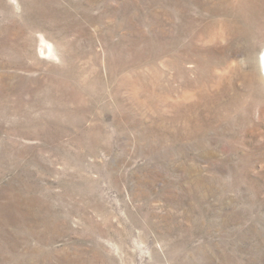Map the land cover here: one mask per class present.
<instances>
[{"label": "rangeland", "instance_id": "rangeland-1", "mask_svg": "<svg viewBox=\"0 0 264 264\" xmlns=\"http://www.w3.org/2000/svg\"><path fill=\"white\" fill-rule=\"evenodd\" d=\"M264 0H0V264H264Z\"/></svg>", "mask_w": 264, "mask_h": 264}, {"label": "bare ground", "instance_id": "bare-ground-1", "mask_svg": "<svg viewBox=\"0 0 264 264\" xmlns=\"http://www.w3.org/2000/svg\"><path fill=\"white\" fill-rule=\"evenodd\" d=\"M263 49V48H262ZM261 56L260 60L258 61V70L261 76L262 81L264 82V49L260 51Z\"/></svg>", "mask_w": 264, "mask_h": 264}]
</instances>
